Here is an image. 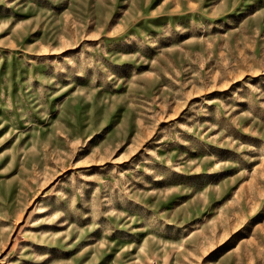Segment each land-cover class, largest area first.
I'll list each match as a JSON object with an SVG mask.
<instances>
[{
	"label": "rangeland",
	"instance_id": "obj_1",
	"mask_svg": "<svg viewBox=\"0 0 264 264\" xmlns=\"http://www.w3.org/2000/svg\"><path fill=\"white\" fill-rule=\"evenodd\" d=\"M0 264H264V0H0Z\"/></svg>",
	"mask_w": 264,
	"mask_h": 264
}]
</instances>
